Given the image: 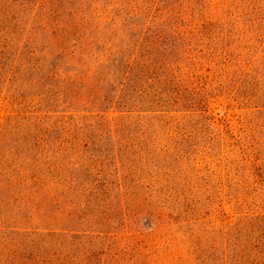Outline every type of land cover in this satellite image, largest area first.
<instances>
[{
    "label": "rangeland",
    "instance_id": "rangeland-1",
    "mask_svg": "<svg viewBox=\"0 0 264 264\" xmlns=\"http://www.w3.org/2000/svg\"><path fill=\"white\" fill-rule=\"evenodd\" d=\"M115 2L0 0V264H264V0Z\"/></svg>",
    "mask_w": 264,
    "mask_h": 264
},
{
    "label": "trees",
    "instance_id": "trees-1",
    "mask_svg": "<svg viewBox=\"0 0 264 264\" xmlns=\"http://www.w3.org/2000/svg\"><path fill=\"white\" fill-rule=\"evenodd\" d=\"M116 10L118 12L113 13L112 15V25L114 27V35L115 38H123V43L116 45L113 39H108L107 44L109 48L118 49L120 54L123 56L122 61L120 62V65L123 66V73L125 85H127V80H129L130 76V70L132 68V58L131 55H128V52L130 48L132 47V39L134 35L135 30V22L134 17L137 15V11L133 7L132 0H116ZM113 10L114 7H113ZM112 13V10H111ZM159 35H157V39H159ZM124 86V85H123ZM175 92L171 91L173 93V96H170V100L174 102L175 104H179V101H182V95L177 90H174ZM122 97L125 96V105H129L130 100V94H129V87H125L124 91L122 92ZM123 98V99H124ZM179 102V103H178ZM171 110V109H170ZM170 110H167L164 108V111L169 112ZM176 111V109H175Z\"/></svg>",
    "mask_w": 264,
    "mask_h": 264
}]
</instances>
